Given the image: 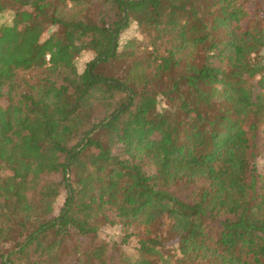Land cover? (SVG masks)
Instances as JSON below:
<instances>
[{
  "label": "trees",
  "instance_id": "trees-1",
  "mask_svg": "<svg viewBox=\"0 0 264 264\" xmlns=\"http://www.w3.org/2000/svg\"><path fill=\"white\" fill-rule=\"evenodd\" d=\"M6 12L0 264H264V0H0ZM133 23L147 43L119 50ZM116 60L118 77L95 72ZM115 225L119 243L99 238Z\"/></svg>",
  "mask_w": 264,
  "mask_h": 264
},
{
  "label": "rangeland",
  "instance_id": "rangeland-1",
  "mask_svg": "<svg viewBox=\"0 0 264 264\" xmlns=\"http://www.w3.org/2000/svg\"><path fill=\"white\" fill-rule=\"evenodd\" d=\"M130 15H134L137 12L135 11H129ZM138 14L140 15H146V12L143 10H139ZM12 19V13L6 12L2 15H0V23H9ZM47 33L44 34L43 38L47 37ZM136 39L140 43L146 44L147 39L141 33L139 32L136 24H131L128 29L123 31L119 36V50L123 49V46L128 40ZM94 59L93 55L89 52H83L79 55V57L75 60V66L78 71V73H82L89 62H91ZM128 64V61H111L108 63H102L100 64L96 69V73H102L106 76L110 77H118L121 74V71L126 67ZM246 77L249 80H254L255 78H258V75L255 73H248L246 74ZM164 106V102L160 101V107ZM257 168L260 173H264V155L260 156L257 160ZM63 204V197H59L56 200L55 204V212L57 213L61 205ZM98 236L100 239H104L105 241H108L110 243H119L121 241V238L124 236V233L122 232V229L120 226H107L102 228L98 232ZM172 245L171 240H167L165 242V247H170ZM135 247H137V240L132 238L129 241L128 249L126 250L129 254H134Z\"/></svg>",
  "mask_w": 264,
  "mask_h": 264
},
{
  "label": "water",
  "instance_id": "water-1",
  "mask_svg": "<svg viewBox=\"0 0 264 264\" xmlns=\"http://www.w3.org/2000/svg\"><path fill=\"white\" fill-rule=\"evenodd\" d=\"M134 1L139 2V1H141V0H134Z\"/></svg>",
  "mask_w": 264,
  "mask_h": 264
}]
</instances>
